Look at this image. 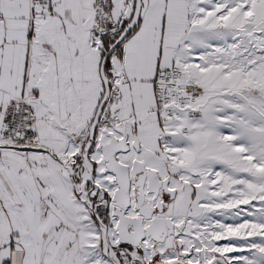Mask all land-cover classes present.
Returning a JSON list of instances; mask_svg holds the SVG:
<instances>
[{
    "label": "snow or ice",
    "instance_id": "6c2138e0",
    "mask_svg": "<svg viewBox=\"0 0 264 264\" xmlns=\"http://www.w3.org/2000/svg\"><path fill=\"white\" fill-rule=\"evenodd\" d=\"M0 264H264V0H0Z\"/></svg>",
    "mask_w": 264,
    "mask_h": 264
}]
</instances>
